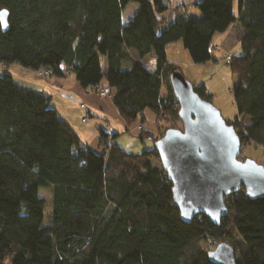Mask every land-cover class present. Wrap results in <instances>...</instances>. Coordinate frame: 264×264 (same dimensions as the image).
<instances>
[{"label": "trees", "instance_id": "16d2710c", "mask_svg": "<svg viewBox=\"0 0 264 264\" xmlns=\"http://www.w3.org/2000/svg\"><path fill=\"white\" fill-rule=\"evenodd\" d=\"M130 2L138 9L123 25L121 10ZM232 3L195 1L200 16L194 17L185 5L168 13L162 0H0L8 12L0 64L47 68L56 78L69 70L89 90L104 76L121 119L130 125L140 118L138 138L155 144L168 128H180L169 86V75L180 70L167 60V44L180 40L193 64L215 62L212 38L232 28L242 53L223 60L234 78L237 113L227 124L243 147L264 150V0H241L236 20ZM141 50L156 55L155 73L131 54ZM96 53L104 57V72L93 69ZM191 85L211 102L203 84ZM50 99L0 73V264H214L202 244L234 236L240 237L236 264H264V198L239 189L225 196L228 213L219 224L201 215L186 224L154 146L128 152L103 121L97 134L104 150L96 153ZM146 110L156 133L143 129ZM40 187L50 193L48 224ZM81 215L89 221L85 231L75 221Z\"/></svg>", "mask_w": 264, "mask_h": 264}, {"label": "water", "instance_id": "95a60500", "mask_svg": "<svg viewBox=\"0 0 264 264\" xmlns=\"http://www.w3.org/2000/svg\"><path fill=\"white\" fill-rule=\"evenodd\" d=\"M8 12L0 9V29L7 30ZM169 86L178 105L179 129L168 128L154 144L155 153L171 183L173 205L182 222L207 216L213 225L227 216L225 196L239 189L251 199L264 198V166L245 158L240 138L211 102L195 93L190 81L176 70ZM236 250L218 243L209 251L214 264H236Z\"/></svg>", "mask_w": 264, "mask_h": 264}, {"label": "rangeland", "instance_id": "374dc122", "mask_svg": "<svg viewBox=\"0 0 264 264\" xmlns=\"http://www.w3.org/2000/svg\"><path fill=\"white\" fill-rule=\"evenodd\" d=\"M152 1V0H150ZM167 5L168 13L172 12L176 9L180 10L184 5L188 8L189 12L188 14L190 16H200L199 10L194 8L192 5L195 1H201V0H162ZM238 4V0H233V11L234 14L236 13V6ZM138 9V5L135 2H130L127 4L122 10H121V24L126 25V23L135 15V12ZM229 37L227 38V42L220 48L219 52L222 53H230L233 55H240L242 53L241 51V44L239 41L238 34L236 30H233L232 28L229 29ZM218 34L223 33H216L213 37L212 44H211V53L214 49L213 44L214 39L218 36ZM167 50L166 55L167 59L169 61L175 62V65L179 66V70L182 76L190 83H194L195 86H199V84H203L207 88V92L212 96L211 103L214 107L218 109V111L221 114V117L224 118V120L227 123H233L236 119L237 113H236V107L233 103V97L231 94V89L234 86V78L233 75L230 74L229 68L226 63H224V54L222 59H217L218 61L215 64H212V62L208 63H198L193 64L190 60V54H188L187 50L184 48L183 43H181L180 40H177L172 43L167 44ZM131 52L133 56H135L139 61L143 59V57H146V53L138 55L137 53ZM148 52V51H147ZM219 53V56L221 55ZM96 56L99 57L100 55L96 53ZM143 56V57H142ZM218 56V57H219ZM7 72L10 75H12L13 79L16 83L21 85L22 87H31V83H38L41 80V77H39L36 73V71L31 70L27 67H22L21 65L17 63H13L7 66H4L3 64H0V73ZM52 77V76H51ZM100 86H103V84L106 83V79L104 76L101 78ZM31 82V83H30ZM51 86V84H48L47 86ZM92 94V93H91ZM95 94H97L95 92ZM89 95L85 96L83 95H76L75 93H69L65 97V102L68 104L67 108L70 109V112H73L74 108L77 109V112L81 111V113L84 116L83 109H79L80 104L83 105H94L103 107L104 111H106V114H102L101 117L104 115L105 118L109 120V122L116 123V121L119 122L120 125L117 126L118 132L120 135L117 137V143L120 144V146L131 153H140L142 151L151 150L154 146V143L149 139L145 138L142 141L138 138V134L140 133L138 131V125L141 123L140 118H137L135 122H132L130 125H127L126 122H124L121 117L117 118L113 114H111L108 111V107L111 105V100L108 96L100 97L98 94L96 95ZM64 95V94H63ZM55 100H57V96H55ZM69 98V99H68ZM51 107V106H50ZM88 107V106H87ZM95 116H99V114H94ZM82 116V115H81ZM82 116V117H83ZM94 116V117H95ZM103 116V117H104ZM115 118V120L113 119ZM169 123H164L163 126H168ZM176 126H180V122L176 124ZM157 125L155 124L154 116L153 114L146 110L144 113V122H143V129L152 131L153 133H156ZM93 150L96 153H101L104 150V147H101L98 144V137L95 136V142H93ZM242 152L239 156V160H243L245 158L252 159L254 162L260 163L264 166V150L259 147H254L252 144H246L244 147L242 146ZM153 163H156V160H152ZM38 195L40 197H43L47 204L45 205V215H44V224H48L49 220V211H50V193L48 190H46L43 187H40L37 189ZM75 221H77V224L79 228L83 231L86 230L88 227L89 221L87 220V216H76ZM168 236L170 234L168 233ZM218 240V239H217ZM225 243L232 242L234 244L236 254L235 258L238 259L239 250H240V237L234 236L231 239L225 238ZM204 244H202L203 247Z\"/></svg>", "mask_w": 264, "mask_h": 264}, {"label": "crops", "instance_id": "0c3cea01", "mask_svg": "<svg viewBox=\"0 0 264 264\" xmlns=\"http://www.w3.org/2000/svg\"><path fill=\"white\" fill-rule=\"evenodd\" d=\"M232 6H233V3H232ZM240 7H241V0H238V4L236 6V8H237L236 13L234 14V11H233V19L234 20H236V17L238 16V14L241 10ZM181 10H183V9H181ZM229 29H228V31L224 32L223 34H218L216 39H214L215 43L213 44L214 49H213L212 53H213V59L215 60V62H212L211 60L208 62H212V64H215L218 61L217 60L218 58L222 59L224 54H230L229 52L228 53H222V54H221V52H219L220 48L225 44V42H227L226 40L230 34ZM212 40H213V38H212ZM167 47L168 46H166V50H167ZM134 52L137 53L138 55H140V54L144 55V52H142V50L141 51H134ZM145 52H147V51L145 50ZM219 53L221 54L220 56H219ZM94 57L96 60V65L93 67V69L95 71H97L98 73L100 71L104 72L105 71L104 57H102L101 55L99 57H97L95 55ZM169 62L176 64L175 62H172V61H169ZM39 80H41V81L38 83L37 82L36 83L30 82L31 85H33V86L27 87V88L33 89L35 91L38 90V91L48 92L51 95V99L49 102L50 106L52 108H54L59 114H61V116L64 118V120H66L69 124L72 125L74 131L76 132V134H78L80 141L83 142V144L88 145L92 150H93V146H92L93 142H95V136L98 137L97 132H98V129L100 128V126L103 125V121L106 122V124L104 126H105V129L107 131L118 132V130H116L117 126L120 125L119 122L116 121L118 119L115 120V118H113L116 123H112V122H109V120L107 118H105L104 115H103L104 117L103 116L101 117L102 114H106V111H104L103 107L94 106V105H84V107L82 108L83 113L84 114L86 112L90 113V118L85 123L80 122L81 117L83 116L81 111L77 112V109L74 108L73 109L74 111L70 112V109L67 108L68 104H66V102H65L66 95H68L69 93H73V94L75 93L76 95H80V94L83 95L84 94L85 96L95 94L94 92L90 91L89 88L82 87L74 79L73 75H69L68 77H57V78L52 76V77H48L46 79H44V78L40 79L39 78ZM187 81H188V79H187ZM48 84H51V86L50 85L47 86ZM105 84H103V85H105ZM206 92H207V88H206ZM95 95L97 96V94H95ZM55 96H57V100H55L56 99ZM79 109H81V107H79ZM108 111L111 114H113L114 116H116L117 118H120L119 112L116 110V108L112 104V102H111V105L108 107ZM94 114H99V116H95ZM117 140L118 139H116V142H117Z\"/></svg>", "mask_w": 264, "mask_h": 264}, {"label": "built area", "instance_id": "2783aa9c", "mask_svg": "<svg viewBox=\"0 0 264 264\" xmlns=\"http://www.w3.org/2000/svg\"><path fill=\"white\" fill-rule=\"evenodd\" d=\"M231 57V54H226L224 55V60H229ZM156 55H153L152 53H149L146 55V57H143V59L141 60V65L143 67L146 68V70L153 74L155 73L156 69H157V66H156ZM37 75L41 78H48V77H51L53 75L52 71L50 69H44V68H38L35 70ZM65 76L68 77L69 76V70L65 71L64 72ZM90 90L96 92L100 97H105V96H109V93H110V90H108V88L106 86H98V85H93L90 87ZM81 108L84 107L83 104L80 105ZM90 118V113L89 112H86L84 114L83 117H81V120L80 122L82 123H85L88 119ZM141 126H138V128H140ZM201 216L200 215H195L194 219H193V222L195 221V219H199ZM218 244V241L217 239H213V238H209L205 241L204 245H203V249L204 250H214L216 245Z\"/></svg>", "mask_w": 264, "mask_h": 264}]
</instances>
